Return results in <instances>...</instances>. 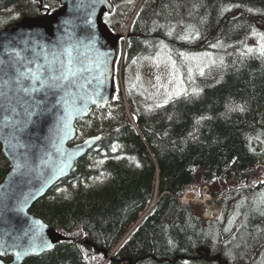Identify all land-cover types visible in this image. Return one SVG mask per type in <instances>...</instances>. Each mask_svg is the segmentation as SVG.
Returning <instances> with one entry per match:
<instances>
[{"label": "trees", "instance_id": "obj_1", "mask_svg": "<svg viewBox=\"0 0 264 264\" xmlns=\"http://www.w3.org/2000/svg\"><path fill=\"white\" fill-rule=\"evenodd\" d=\"M133 1L110 0L103 19L110 30ZM59 7V0H0V31ZM253 28L264 34V0H142L127 63L161 49L178 61L180 52H208L216 63L187 80L198 95L156 108L119 90L109 107L76 122V142L101 136L99 147L30 210L67 240L23 264H264V217L253 211L264 209V58L241 56L252 36L260 42ZM195 31L198 38H179ZM232 104L245 110L230 112ZM9 169L0 145V182ZM237 184L248 187L238 193ZM189 186L209 188L220 220L205 221L196 207L180 204Z\"/></svg>", "mask_w": 264, "mask_h": 264}, {"label": "snow or ice", "instance_id": "obj_2", "mask_svg": "<svg viewBox=\"0 0 264 264\" xmlns=\"http://www.w3.org/2000/svg\"><path fill=\"white\" fill-rule=\"evenodd\" d=\"M96 2L97 0H93L90 6L83 3L77 5L78 9L85 7L92 9L83 20L85 25H93L91 16L95 11ZM99 2L102 3L103 0ZM249 11L252 10L249 9ZM158 27H164V25H158ZM193 29V25H188L186 32ZM252 31L254 35L260 36V42L255 48L247 47L241 56L252 54L264 58V34L256 33L254 28ZM63 33L51 43L43 41L36 34H30L2 45L0 143L4 145L13 162L11 175L20 183L24 182V178L33 175L44 176L52 172V179H55L56 176L64 173L65 168L70 167L73 155L78 154L68 152L63 147L71 133L76 131L72 121L83 117L90 110V105L99 107L101 102L107 103V97L102 93V86L106 83L107 64L103 54L98 52L95 55L92 54L95 51V35L78 37L75 26L70 20L64 22ZM171 34V31L167 33V35ZM199 35L200 33L195 31L194 36L182 35L179 38L188 40L198 38ZM220 46L219 42L211 45L212 48ZM160 47L167 46L160 41ZM201 55L209 56L210 54ZM160 56L161 52L158 51L156 57L145 59L159 61ZM178 56L181 62L197 59V56L184 52L178 53ZM166 61L169 78L166 85L158 84L157 93L159 94V90L163 89V100L162 103L154 105L156 108L178 100L182 96L198 95L201 91L196 86L191 88L184 86L183 72L177 60L173 59L171 50L167 53ZM135 62L134 60L133 63ZM211 63L215 64L216 61L213 60ZM156 67H160L159 62L156 63ZM205 67L207 65L198 69L201 76L205 74ZM186 70L187 80L193 82L192 67H187ZM155 79L159 82L161 77L157 75ZM116 98V96L112 97V99ZM244 110L243 106L235 104L228 107L230 112ZM91 139L98 140L99 137ZM90 142L89 139L84 140L85 145ZM80 151H83V148ZM56 160H59L58 166H54ZM49 182L50 180L45 181V183ZM27 199V195H24L23 200L19 199L12 185L0 186V210L4 214L23 211V205L26 204ZM261 202L264 203V201ZM253 211L264 217V209L259 206H254ZM232 222V220L229 221L230 224ZM35 225H39V221H34L33 225L22 233L23 238L28 241L26 245L19 242L21 239L19 235L12 236V243L0 238V256L12 251L15 259L20 260L21 257L29 254L52 249L53 244L40 236V230ZM224 231L227 232L229 229L226 227ZM10 235L12 233L8 230L3 232V236ZM249 237L255 239L251 234ZM241 241L247 246L244 237H241Z\"/></svg>", "mask_w": 264, "mask_h": 264}, {"label": "water", "instance_id": "obj_3", "mask_svg": "<svg viewBox=\"0 0 264 264\" xmlns=\"http://www.w3.org/2000/svg\"><path fill=\"white\" fill-rule=\"evenodd\" d=\"M60 7L51 14H46L38 18H22L19 21L7 26L5 29L0 31V54H2V45L13 39H22L27 35L36 34L43 41L51 43L54 42L60 35H63L64 22L72 21L75 26V33L78 37H85L90 34L95 35V51L103 54V58L106 60L107 72L105 73L106 83L102 86V93L107 97V103L101 102L100 106L90 105V110L83 115L81 118H76L72 121L73 127L76 129L75 124L78 120L88 117L91 109L104 108L106 105L110 104L113 99L112 97L116 94V86L114 82L116 63L119 60L121 53V42L118 36L113 35L106 24L103 22L105 13H111L113 10V5L110 0H103V2L95 3V11L92 13L91 19L93 21L92 26L85 25L83 20L86 18L87 13L92 11L91 7H85L83 9H78L77 5L83 3L86 6H90L93 0H59ZM71 27V26H70ZM98 140H93L89 137L91 142L88 145L84 144V141L78 144L72 145L71 143L76 138V131L71 133L69 139H67L63 145L64 149L71 153H78L73 155L70 167L65 168L64 173L56 176L52 179V172L41 175H33L24 178V182L20 183L16 177L11 175V169L13 167V162L7 154L4 145L0 143L1 149L5 157L7 158L10 169L4 176L3 180L0 182V186L7 187L12 185L16 195L19 199L23 200L24 195L28 196L26 204L23 205V211L13 212L4 214L0 210V238L6 240L8 243H12V236H21L20 243L27 244L26 238H23L22 233L28 229V227L33 225L34 221H39V225L35 227L39 228L40 236L53 244V248L50 250H44L43 252H38L36 254H29L27 256L21 257L20 260H16L14 253L9 251L8 254L0 256V264H23L27 259L34 258L50 252L54 249L56 244L61 241L67 240L64 236L57 233L54 229L49 227L41 219L35 217L30 210L44 195L61 179L69 176L72 169L75 166L76 161L81 159L87 152L92 150L96 145L99 144L101 137ZM86 140V139H85ZM83 148V151L80 149ZM59 165V160L54 162V166ZM46 180H50L49 183H45ZM16 181V183H13ZM42 189V191H41ZM8 230L12 233L10 236H3V232ZM4 258H8V261H4Z\"/></svg>", "mask_w": 264, "mask_h": 264}, {"label": "rangeland", "instance_id": "obj_4", "mask_svg": "<svg viewBox=\"0 0 264 264\" xmlns=\"http://www.w3.org/2000/svg\"><path fill=\"white\" fill-rule=\"evenodd\" d=\"M136 2H138L136 4ZM138 0H134L132 2V6H134V10H132V14H134V11L139 5ZM133 9V8H132ZM252 39L248 40V46L247 47H257L259 44V38L252 36ZM159 52H161V56L159 58V61H154L152 59H145L143 57V60L141 59L139 62L133 63L132 60L128 61L129 63H125L124 65L122 64V73H121V83L123 86V89L127 93H133L134 95H140L142 98H146L150 101H153L155 103H162L163 100V89L161 88L159 90V94L157 93V87L158 84H167L168 82V73H169V68L167 67V61H166V56L167 52L163 49H161ZM203 53H208V52H190L186 53L189 55H195L197 56V59L195 60H189V61H184L181 62L177 60V64L181 67V71L183 72L184 75V80L185 84L184 86L187 88V67H192L193 73L192 76L199 75L198 69L200 67H204L207 65H211V61L214 60L213 56L211 53H209V56H202L201 54ZM153 57H156V54L153 55ZM151 58V57H149ZM124 62H127L126 60ZM160 63V67H156V63ZM205 67V69L207 68ZM159 75L161 77V80L157 82L155 77ZM264 179V177H263ZM247 184H237L236 185V191L240 193V190L247 188ZM192 193L191 191H187L184 194L185 199L187 202L189 200H196L195 197L189 196V194ZM250 199V196H249ZM262 199V200H260ZM259 201H264V192L259 196L258 198ZM261 204H264L261 202ZM202 207L197 208L198 213L203 212Z\"/></svg>", "mask_w": 264, "mask_h": 264}, {"label": "bare ground", "instance_id": "obj_5", "mask_svg": "<svg viewBox=\"0 0 264 264\" xmlns=\"http://www.w3.org/2000/svg\"><path fill=\"white\" fill-rule=\"evenodd\" d=\"M139 1V0H138ZM138 2H136L137 4ZM185 189V188H184ZM43 198V197H42ZM41 198V199H42ZM180 204L184 205V202L187 204V200L185 199L184 195L182 194L181 197H179ZM205 221L208 220L207 218L204 219Z\"/></svg>", "mask_w": 264, "mask_h": 264}, {"label": "built area", "instance_id": "obj_6", "mask_svg": "<svg viewBox=\"0 0 264 264\" xmlns=\"http://www.w3.org/2000/svg\"><path fill=\"white\" fill-rule=\"evenodd\" d=\"M204 196H208V193H207V189L206 190H204Z\"/></svg>", "mask_w": 264, "mask_h": 264}]
</instances>
